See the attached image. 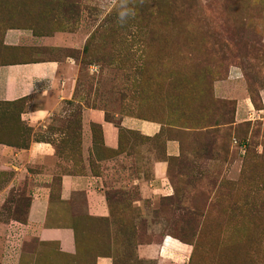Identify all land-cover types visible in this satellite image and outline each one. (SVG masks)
Listing matches in <instances>:
<instances>
[{"label":"rangeland","instance_id":"obj_1","mask_svg":"<svg viewBox=\"0 0 264 264\" xmlns=\"http://www.w3.org/2000/svg\"><path fill=\"white\" fill-rule=\"evenodd\" d=\"M9 30L39 41L8 46ZM68 58L79 65V102L117 126H162L154 139L121 130L135 169L150 178L168 139L182 149L167 158L168 195L112 190L107 220L89 218L85 203L71 209L75 264H264V0H0V67ZM25 111L0 102V141L30 142ZM77 113L60 122L72 135ZM27 205L12 193L4 215L23 221Z\"/></svg>","mask_w":264,"mask_h":264},{"label":"crops","instance_id":"obj_2","mask_svg":"<svg viewBox=\"0 0 264 264\" xmlns=\"http://www.w3.org/2000/svg\"><path fill=\"white\" fill-rule=\"evenodd\" d=\"M36 41L20 30L5 35L11 47L35 46ZM40 42L48 45L47 39ZM78 75L79 65L72 58L22 60L0 67V102H24L21 120L35 134L25 148L0 143V264H60L54 262L55 248L65 259L61 264H75L78 218L71 209H78V203H85L89 218L107 220L112 190L139 191L142 200L169 193L167 158L181 156L180 142L166 140V157L151 160L147 178L135 169L134 156L122 151L121 130L154 139L162 126L137 118H123L119 126L109 122L103 110L77 100ZM74 112L79 127L72 135L71 128L60 122L67 124ZM98 146L106 154L99 155ZM12 193H25L28 198L24 221L4 215L6 198ZM40 246H48V251ZM95 264L114 261L98 256Z\"/></svg>","mask_w":264,"mask_h":264},{"label":"trees","instance_id":"obj_3","mask_svg":"<svg viewBox=\"0 0 264 264\" xmlns=\"http://www.w3.org/2000/svg\"><path fill=\"white\" fill-rule=\"evenodd\" d=\"M21 103V102H20ZM7 104V103H6ZM15 104H17V103H15ZM68 104H71L70 102L68 103ZM8 105H14V104H8ZM77 115H78V113L76 114V118L78 119V117H77ZM74 117V116H73ZM78 127V126H77ZM75 131L77 130V128L76 129H74ZM30 141V140H29ZM25 143H27L26 141H24ZM24 142H21V143H9V142H3V141H0V143H4V144H8V145H11V146H17V147H28L27 145H29V142H28V144L27 145H25V144H23ZM24 221V220H23Z\"/></svg>","mask_w":264,"mask_h":264}]
</instances>
